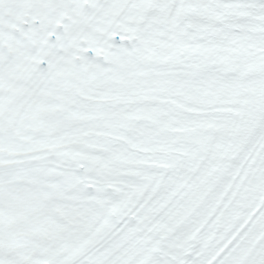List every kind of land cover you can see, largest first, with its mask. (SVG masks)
Wrapping results in <instances>:
<instances>
[{
	"label": "snow or ice",
	"instance_id": "obj_1",
	"mask_svg": "<svg viewBox=\"0 0 264 264\" xmlns=\"http://www.w3.org/2000/svg\"><path fill=\"white\" fill-rule=\"evenodd\" d=\"M0 264H264V0H0Z\"/></svg>",
	"mask_w": 264,
	"mask_h": 264
}]
</instances>
